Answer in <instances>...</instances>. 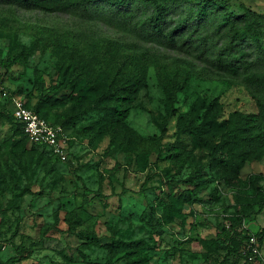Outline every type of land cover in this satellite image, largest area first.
<instances>
[{
	"label": "rangeland",
	"instance_id": "374dc122",
	"mask_svg": "<svg viewBox=\"0 0 264 264\" xmlns=\"http://www.w3.org/2000/svg\"><path fill=\"white\" fill-rule=\"evenodd\" d=\"M210 1L235 15L244 8L260 15L259 43L231 48L218 29L222 11L200 22L189 19L206 0L169 6L165 32L190 20L175 48L142 28L156 12L141 0L119 9L52 13L0 1V104L12 110L16 98L37 108L39 76L43 94L56 90L49 102L42 101L41 114L66 137L62 160L16 134L0 108V262L16 257L11 264H250L248 241L254 237L264 264V157L243 168L244 188L202 172L197 150L191 164L157 160L160 149L179 147L178 114L202 116L216 102L227 118L264 105V0ZM65 37L107 67L121 52L149 64L145 87L123 122L126 132L104 134L95 127L102 120L101 103L96 91L85 92L83 81L70 94V71L63 75L57 57ZM13 50L23 59L8 67ZM238 51L250 56L237 60ZM221 60L239 65L238 74L219 70ZM155 63L195 73L177 94L174 115L167 113ZM236 218V238L227 245L218 234Z\"/></svg>",
	"mask_w": 264,
	"mask_h": 264
},
{
	"label": "trees",
	"instance_id": "16d2710c",
	"mask_svg": "<svg viewBox=\"0 0 264 264\" xmlns=\"http://www.w3.org/2000/svg\"><path fill=\"white\" fill-rule=\"evenodd\" d=\"M13 2L27 9H38L46 13L67 11L80 7L98 6L113 8H125L129 0H0ZM155 7V16L144 23L146 31L159 42H164L173 48L184 38L186 30L189 28L190 20L195 22L203 21L207 16L216 11H222L219 18L218 29L229 39L231 48L235 45L246 42L247 40L259 43L261 31L260 15L250 9L244 8L242 15H235L223 9L221 3L206 0L201 4L194 17L179 21L173 29L165 32L162 27L165 14L169 6L175 0H141ZM185 2L186 0H176ZM64 42V43H63ZM63 45L58 48L59 67L63 75L68 71L67 86L70 94L81 81L86 84V93L96 91L97 99L101 103L97 109L102 112V120L95 123L101 133L126 132L124 120L130 109L131 103L135 100L137 93L145 87L146 75L149 64L139 55L121 52L116 57L115 62L107 67L99 63L96 55L88 51L80 50L68 38L63 39ZM59 45H61L59 43ZM112 48H116L112 43ZM244 51H238L237 60L248 57ZM23 55L11 51L6 59V66L21 62ZM239 64V63H238ZM157 77L164 94V103L168 114L174 115L176 110L173 108L176 97L195 76L190 69L179 66H167L155 63ZM217 68L227 72L231 77L238 74L240 66L221 60L217 62ZM36 90L41 96L38 107H26L32 109L39 117L47 120L46 113L41 114L45 107L42 101L49 102L50 97L56 93L55 88L43 94L44 82L37 76ZM8 105L0 104L2 111H7L16 125V134L26 138L22 125L17 123L12 110ZM177 139L179 147L174 149H160L157 155L158 161L171 159L172 166L180 162L182 165L195 162L192 150H197L200 158L204 161L203 171L208 176L222 182L232 188H244L246 182L242 178V170L247 163L258 162L264 157V105L260 106L255 113H244L241 111L231 112L227 118L220 115V105L213 102L209 105L207 112L202 116H193L190 113L178 114L176 116ZM199 121V122H198ZM50 123V122H49ZM51 124V123H50ZM107 130V131H106ZM123 132V133H124ZM165 129L162 130V135ZM131 139L130 136H128ZM34 145V144H33ZM46 149L44 146L34 145ZM191 147V148H190ZM52 156L57 157L51 150L46 149ZM190 178V176H189ZM189 181V179H188ZM196 183V181H195ZM241 222V218L231 221L229 229L222 228L218 234V239L230 245L236 238L235 229ZM264 233V229H263ZM10 259L0 264H11L15 259Z\"/></svg>",
	"mask_w": 264,
	"mask_h": 264
},
{
	"label": "built area",
	"instance_id": "2783aa9c",
	"mask_svg": "<svg viewBox=\"0 0 264 264\" xmlns=\"http://www.w3.org/2000/svg\"><path fill=\"white\" fill-rule=\"evenodd\" d=\"M12 103V116L17 123L22 125L28 141L34 145L44 146L46 149L51 150L54 155L65 160L64 143L66 137L62 129L39 117L18 99L13 98ZM247 261L250 264H262L254 237H250L248 241Z\"/></svg>",
	"mask_w": 264,
	"mask_h": 264
}]
</instances>
